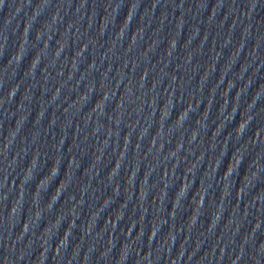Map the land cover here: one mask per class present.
I'll return each mask as SVG.
<instances>
[{
    "label": "water",
    "instance_id": "1",
    "mask_svg": "<svg viewBox=\"0 0 264 264\" xmlns=\"http://www.w3.org/2000/svg\"><path fill=\"white\" fill-rule=\"evenodd\" d=\"M0 264H264V0H0Z\"/></svg>",
    "mask_w": 264,
    "mask_h": 264
}]
</instances>
